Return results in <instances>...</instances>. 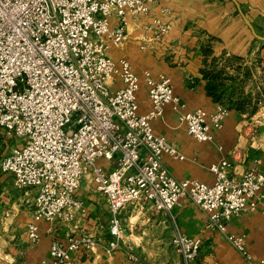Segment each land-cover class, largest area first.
Masks as SVG:
<instances>
[{
    "label": "built area",
    "instance_id": "obj_1",
    "mask_svg": "<svg viewBox=\"0 0 264 264\" xmlns=\"http://www.w3.org/2000/svg\"><path fill=\"white\" fill-rule=\"evenodd\" d=\"M157 1L0 0V129L5 136L0 168L17 188L37 191L27 227L29 245L40 241V223L55 234L56 222L66 227L87 214L85 202L76 197L85 180L110 213L109 242L87 228H73L66 241L53 237L42 264H74L73 255L80 251L118 250L125 235L121 216L133 204L171 217L176 226L172 245L185 264H196L203 242L177 227L174 212L182 199L207 214L206 229L226 235L246 264H264L250 254L244 236L227 234L232 220L244 212L264 216L261 160L234 176L237 147L210 166L213 184L180 181L163 157L185 156L153 128L170 106L190 136L214 143V132L231 115L229 108L188 111L169 77L156 79L148 71L140 77L127 59L110 56L112 46L125 45L130 21L150 15ZM170 30V24L155 18L149 26L152 36L144 35L141 49H153ZM142 82L150 100L145 114L138 101Z\"/></svg>",
    "mask_w": 264,
    "mask_h": 264
},
{
    "label": "crops",
    "instance_id": "obj_2",
    "mask_svg": "<svg viewBox=\"0 0 264 264\" xmlns=\"http://www.w3.org/2000/svg\"><path fill=\"white\" fill-rule=\"evenodd\" d=\"M243 14L255 23L264 22V0H158L151 6L150 15L130 21L125 45L120 49L112 46L110 56L115 61L127 59L140 77L146 71L156 79L162 75L169 77L175 94L186 104L188 111L203 109L212 113L219 106L230 109L228 99L217 103L209 95L210 81L216 85L218 93L231 95L236 104L243 98L235 94L232 87L246 81L253 84L256 80L261 81L264 75V43L251 37L252 30ZM155 18L170 24V33L153 49L142 50L141 40L144 35L151 38L149 26ZM112 26H116L115 20ZM208 36H211L209 41ZM207 47L210 56L204 53ZM215 64L220 67L227 64L229 75L211 72ZM209 72L213 76H210L211 80L207 76ZM263 89L264 85L260 84L245 94L261 96ZM138 101L140 113H147L150 100L143 82ZM230 111L224 127L214 132V143L198 142L190 136L170 106L166 107L162 119L153 122L155 134L164 137L186 158L163 157L165 167L175 179H195L213 184L215 177L210 166L233 154L237 147L240 149L234 155V176L243 174L256 160H261L264 173V151L240 146L238 122L239 117L245 115L236 108ZM4 138L0 129V141ZM11 142L18 144V140ZM100 164L110 166L105 161ZM84 182L86 187L81 186L76 197L85 202L87 214L66 227L56 222L53 225L55 234L49 232L47 223H40V241L30 246L27 227L35 209L37 191L17 188L14 178L0 168V264H42L49 258L53 237L66 241L73 228H87L104 244L109 242L110 213L106 201L89 179ZM174 215L177 227L183 233L202 239L196 264H246L226 235L206 229L207 214L191 200L182 199ZM121 223L125 235L124 244L118 250L80 251L73 255L74 264H185L172 245L176 226L171 217L154 212L149 206L133 204L122 214ZM227 234L244 236L250 254L255 260L264 261V216L261 213L244 212L236 216L229 224Z\"/></svg>",
    "mask_w": 264,
    "mask_h": 264
},
{
    "label": "rangeland",
    "instance_id": "obj_3",
    "mask_svg": "<svg viewBox=\"0 0 264 264\" xmlns=\"http://www.w3.org/2000/svg\"><path fill=\"white\" fill-rule=\"evenodd\" d=\"M244 19L252 26L251 37L254 39L261 40L262 43L264 41L261 38H264V22L255 23L252 18L246 17L243 14ZM207 38V37H206ZM209 38V39H208ZM208 41L211 40V36H208ZM206 40V39H205ZM204 53L210 56V49L207 47ZM230 58V57H229ZM213 66V65H212ZM223 67H220L219 64H215L214 68L211 67V72H215L216 74L221 73L229 75L230 71H227V64H222ZM229 67H232L229 65ZM213 68V69H212ZM231 70V69H230ZM223 71V72H222ZM224 76V77H225ZM230 80V79H229ZM260 84L264 85V75L261 78V81L256 80L253 84L249 82H240L237 85L232 87V90L235 94H239L243 99H239V102L244 101L245 107L247 109L246 113H244V117H239L238 129L241 134L240 146L249 147L264 151V132L260 131V127L264 126V89L262 90L261 96L250 97V95H246V92H250L252 88H256ZM238 102V103H239ZM230 110V109H229ZM243 115V114H242ZM20 143L19 141L17 142ZM87 183H82V187L85 188ZM95 189V188H94ZM25 191V190H24ZM83 190H81L82 192ZM98 192V190H96ZM177 251V250H176ZM178 252V251H177ZM182 257V256H181Z\"/></svg>",
    "mask_w": 264,
    "mask_h": 264
},
{
    "label": "trees",
    "instance_id": "obj_4",
    "mask_svg": "<svg viewBox=\"0 0 264 264\" xmlns=\"http://www.w3.org/2000/svg\"><path fill=\"white\" fill-rule=\"evenodd\" d=\"M207 76L209 77L208 79H210V80L213 78L211 72H209V74ZM211 82H212V80L208 84V93L210 96L213 97L215 102L221 103V102H223V100L228 99L229 100L228 106L230 107V109L236 108V111H239V113H241V114L246 113L247 109L244 106L245 105L244 101H241V102L236 101V104H235V102L232 100L231 95H227V93H218L216 85L215 84L213 85Z\"/></svg>",
    "mask_w": 264,
    "mask_h": 264
},
{
    "label": "water",
    "instance_id": "obj_5",
    "mask_svg": "<svg viewBox=\"0 0 264 264\" xmlns=\"http://www.w3.org/2000/svg\"><path fill=\"white\" fill-rule=\"evenodd\" d=\"M248 23V22H247ZM248 25L250 26V28L252 29V26L248 23ZM264 41V38H261ZM262 132H264V126L261 127L260 129Z\"/></svg>",
    "mask_w": 264,
    "mask_h": 264
}]
</instances>
